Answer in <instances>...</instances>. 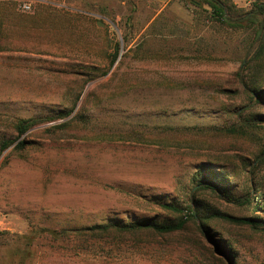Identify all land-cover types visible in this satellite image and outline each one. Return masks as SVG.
<instances>
[{
    "label": "rangeland",
    "instance_id": "374dc122",
    "mask_svg": "<svg viewBox=\"0 0 264 264\" xmlns=\"http://www.w3.org/2000/svg\"><path fill=\"white\" fill-rule=\"evenodd\" d=\"M221 1L237 19L256 0ZM256 46L201 0H0V264H264V124L214 130L264 116L242 82ZM181 218L169 235L59 236Z\"/></svg>",
    "mask_w": 264,
    "mask_h": 264
},
{
    "label": "trees",
    "instance_id": "16d2710c",
    "mask_svg": "<svg viewBox=\"0 0 264 264\" xmlns=\"http://www.w3.org/2000/svg\"><path fill=\"white\" fill-rule=\"evenodd\" d=\"M203 5H207L210 9L211 18L216 22L226 25L230 28H252L254 35V43H257L252 56L244 61L242 64V69L251 72L253 77L249 78V86L245 81L243 82V87L248 90V99L250 104L254 106H260L264 108V86L259 79V76L256 74V70H260L264 67V3L260 0H256L252 6V8L245 12L243 16L240 18L233 19L231 18L232 8L224 5L221 0H201ZM56 12V10H53ZM44 13V12H43ZM58 13V12H57ZM117 53V51H116ZM117 55L114 56L111 65L116 60ZM256 85L262 86L261 88H257ZM251 106V107H253ZM250 108V106H249ZM254 113V112H251ZM69 114L64 115L63 117H67ZM34 120H20L15 126V131L20 135H23L26 131H28L31 127L35 125ZM261 124H264V116H252L251 114L248 117L241 119L240 121L222 128H214L218 133L230 136H238L243 135L248 130L257 129ZM155 130H168V131H178L180 128L166 126L154 128ZM183 129H194V128H183ZM11 142L3 141L0 143V152L4 151L9 147ZM17 146H23V142H18ZM252 175V172H249V175ZM252 183V178L249 181V184ZM253 186V185H252ZM196 190H206L211 189L207 184L200 183L196 186ZM251 194L254 195V187L251 188ZM257 201H261L260 196H254ZM164 209L169 210L170 212L177 213L183 216L186 214H190L192 220L196 223L197 221L203 222L201 218H199L197 212L192 213L190 207L187 209L180 208L178 206L170 204H161ZM256 209V207H255ZM242 221V220H238ZM251 227H254V223L251 220L242 221ZM187 223L186 219L181 218L177 222H158L153 219L143 220L136 223H121L119 221H110L105 224H98L93 226H85L81 228H73V229H64L59 232V236L63 238H70L73 236L74 238H83L86 240H102L104 238H109L114 241H121L125 237L140 238L141 236L152 234V235H169L175 232L181 231L184 229Z\"/></svg>",
    "mask_w": 264,
    "mask_h": 264
},
{
    "label": "built area",
    "instance_id": "2783aa9c",
    "mask_svg": "<svg viewBox=\"0 0 264 264\" xmlns=\"http://www.w3.org/2000/svg\"><path fill=\"white\" fill-rule=\"evenodd\" d=\"M21 9L24 12H31L32 11L31 3L29 1L28 2H23L22 5H21Z\"/></svg>",
    "mask_w": 264,
    "mask_h": 264
},
{
    "label": "crops",
    "instance_id": "0c3cea01",
    "mask_svg": "<svg viewBox=\"0 0 264 264\" xmlns=\"http://www.w3.org/2000/svg\"><path fill=\"white\" fill-rule=\"evenodd\" d=\"M153 2H157V3H164V1H167V0H152Z\"/></svg>",
    "mask_w": 264,
    "mask_h": 264
}]
</instances>
